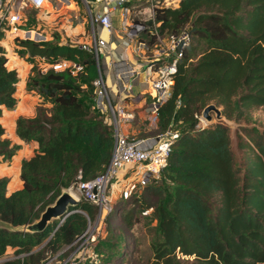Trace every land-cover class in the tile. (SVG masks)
<instances>
[{"label":"trees","instance_id":"1","mask_svg":"<svg viewBox=\"0 0 264 264\" xmlns=\"http://www.w3.org/2000/svg\"><path fill=\"white\" fill-rule=\"evenodd\" d=\"M154 20L162 32L187 31L190 41L177 63L171 96L159 108L156 129L138 137L167 129L178 137L158 181L120 201L118 210L131 203L121 222L129 231L139 220L136 213L151 208L155 225L148 264H264V129L239 125L243 133L236 132V145L245 152L240 157L226 122L201 126L198 119L210 103L234 122L248 123L252 111L264 109V0L157 3ZM7 30L0 20V118L4 109L15 108L19 83L1 43ZM16 45L30 60L49 65L67 60L81 67L75 73L32 68L27 89L43 102L33 116L16 119V134L37 148L22 160L20 189L7 195L8 180L0 178V258L12 250L0 264H42L83 234L97 207L80 198L61 224L42 233L24 226L37 221L64 189L104 173L114 135L106 113L95 106L93 82L100 73L92 50L20 38ZM4 132L0 122V156L10 159L15 147ZM110 233L96 247L106 260L119 258L129 246L122 231Z\"/></svg>","mask_w":264,"mask_h":264},{"label":"built area","instance_id":"2","mask_svg":"<svg viewBox=\"0 0 264 264\" xmlns=\"http://www.w3.org/2000/svg\"><path fill=\"white\" fill-rule=\"evenodd\" d=\"M53 0H22V5H29L34 8H43ZM64 5L71 4L70 0H61ZM180 0H149V5L139 9V14L145 18L135 20L132 18L133 6L130 0H97L98 10L90 13L91 26L101 25L106 33H112V14L115 10L120 11L119 30L130 41L131 48L137 58V66L143 68L148 83V92L143 102L137 101V96L131 91L132 85L126 84L115 99L110 97L107 86L101 75L94 80V101L95 106L106 113V122L111 125L114 135V144L109 163L104 173L89 180H79L67 191H75L77 199L84 198L97 207V215L94 220L92 232H88L90 222L83 234L73 241L62 251L48 255L42 264H51V261L58 255H65L61 263L55 264H84L90 257V249L95 246L98 238L105 237L106 230L104 218L106 214L114 211L111 203V196L114 193V186L118 188L123 198L129 197L138 188H143L150 182H157L161 176L178 132L172 129L157 134L154 137H133L129 136L124 126L133 123L140 113L145 114L141 120L149 127L156 129L159 108L171 96L173 77L177 70V63L183 56L185 47L189 44L190 38L187 31L180 34H170L159 29V23L154 20V6L159 3L164 6L177 7ZM86 2V0H85ZM87 4V3H86ZM13 3L10 0H0V20L5 21L9 30L16 34V37L23 40L43 42L45 37L34 28H23V15L13 10ZM30 32H33L30 35ZM84 48L92 50L97 56V43L92 45L82 44ZM49 67L54 70L73 68V73L80 71L81 67L72 64L67 60L58 61ZM135 68L129 69L130 77H135ZM201 126L204 120L201 114L198 116ZM0 164L9 163V159L0 156ZM4 165V164H3ZM117 183L114 185V183ZM151 208L144 211L149 214ZM62 223V222H61ZM59 222V224H61ZM50 256H52L50 258ZM5 256L0 258V263Z\"/></svg>","mask_w":264,"mask_h":264},{"label":"crops","instance_id":"3","mask_svg":"<svg viewBox=\"0 0 264 264\" xmlns=\"http://www.w3.org/2000/svg\"><path fill=\"white\" fill-rule=\"evenodd\" d=\"M10 1L13 3V10L22 14V0ZM77 1H80L84 9L81 10L79 8ZM77 1L70 0L71 4L64 5L61 0H53L43 8L37 9L33 7L37 13L36 18L40 20V22L38 21L40 25L35 30L39 31L45 37V41L49 42L86 44L89 46L96 42L99 73L108 88L110 97L115 99L125 85L130 83L132 85L130 92L137 96V101L143 102L148 97L146 74L143 68L137 66V58L132 51L131 43L126 40L125 35L118 28L120 25V11L117 9L112 14V24L114 27L112 33H106L103 27L97 24L92 26V33L88 34L89 32L87 33L86 31L88 21L81 11L85 12V9L87 10L86 14L90 23L89 15L91 12L98 10V5L87 3L85 0ZM133 1L135 0H130V2ZM22 15L24 17V13ZM16 34L20 35V32L13 33L12 30H7L5 41L4 43L2 42L8 58L6 65L11 69H15L19 77L15 93L17 104L12 110L4 109L0 118V122L5 129L3 138L9 139L15 147L14 154L9 159L10 165L5 166L0 164V178L8 180L7 195L22 187L20 180L22 160L33 156L37 148L36 143H26L17 136L16 119L19 116H33L35 107L43 102L37 92L27 89V79L31 74L32 68L35 67L33 61L35 59L39 60V58L30 60L27 54L21 55L19 52L18 55L20 57L17 56V58L11 48L10 51L13 54L8 55L7 53L9 48L5 47L7 45L6 39H12V37H16ZM32 34L33 32H30V35ZM21 57H25L28 61ZM42 66L44 67H41L39 70L44 72L49 67V64L43 62ZM130 68H135L137 71L136 76L133 78L129 75ZM45 105L49 106L50 104ZM143 118H145V114L140 113L132 123L133 126L131 127L133 130L137 128V125L134 123L140 122ZM9 251L12 252L11 249Z\"/></svg>","mask_w":264,"mask_h":264},{"label":"rangeland","instance_id":"4","mask_svg":"<svg viewBox=\"0 0 264 264\" xmlns=\"http://www.w3.org/2000/svg\"><path fill=\"white\" fill-rule=\"evenodd\" d=\"M14 1V0H13ZM77 1V0H74ZM78 2V6L79 8L82 10L84 9L82 4L80 3V1ZM149 5V0H135L133 2H130V6L134 7V11L132 14V18H134L135 20L140 19V18H145L144 14H139L137 11L139 9L145 8ZM23 8L21 9L22 14L24 13V17H23V24L24 27L23 28H36L37 26H39L40 24L38 23V21L40 22V20H38L36 18V11L34 10L33 7L27 5L22 6ZM1 14H3V12H0ZM82 15L86 17L88 23H87V27H86V31L88 34H90V32L92 33V29L93 27L91 26V24L89 23V19L87 17V10L85 9V12H82ZM95 26V25H94ZM16 38L18 37H12V39H6L7 40V45L5 47L9 48V51L7 52L8 55H11L14 53L15 57H20L18 55L19 51V47H17L16 45ZM68 40V39H67ZM75 40V39H74ZM5 41V36L3 38V41H1V43H4ZM10 48L13 49V53H11ZM17 54V55H16ZM5 55H6V50H5ZM17 57V58H18ZM24 58L25 57H21ZM27 60V59H25ZM28 61V60H27ZM44 61L42 60H37L35 59L33 61V64L35 66V68L40 69L42 66V63ZM33 68V69H35ZM251 119L248 123H245L244 121H239V122H234L231 120H227L224 121L226 122L229 127H230V135L232 136V146L234 147L236 153L238 156H243L245 152H243L242 150L237 148V137H236V132H238L239 134H242L243 132L240 129V126L243 125H248V126H254L260 129H264V109L263 108H258L255 109L254 111H252V115H251ZM145 119V118H144ZM217 121V120H213ZM205 124H207L206 122H204ZM135 125H137V128L135 130L132 129L131 126H133L132 122L127 124L126 126H124V130L125 132L129 135V136H133V137H138L140 135L146 136L147 134H151L153 132V130H155L154 127H149L146 123L140 121V122H135ZM204 124V125H205ZM0 160L5 161L2 157ZM10 161V160H8ZM5 166L10 165L9 164H5L2 163ZM117 184L116 182L114 183V185ZM66 190V189H64ZM142 188H138L137 190H135V192H133L132 194H136L139 195L141 192ZM75 192V191H74ZM76 193V192H75ZM131 194V195H132ZM131 195L129 197H131ZM127 198H123V196H121L118 188H116L114 186V193L111 196V203L114 207H116L115 211L108 215L106 214V217L104 218V222L106 223L105 225V230H106V234L109 232V235H111L110 231L114 230L117 231V233H121V231L123 233H121L122 235L125 234L126 235V243L129 244V246H127L124 250V253L120 255L119 258H112L111 260H106L104 259V255L102 256V252L97 250V246L98 244H100L102 242V240L104 239V237H99L97 240V243L95 246H92V248L90 249V257L87 258V260L85 261L84 264H148L150 261V258L152 256L151 253V248H150V241L153 237V228L155 225V222L152 220L151 215L149 214H145L144 211H139L136 213V215H138L139 220L138 222H136L135 224H133L132 228L127 231L126 227L124 226V224L121 222V215L124 211H126L129 207H131V203H127L124 204V207L119 208L118 210V205H120V201L128 199ZM80 200V199H79ZM117 205V206H116ZM121 207V206H120ZM95 220V219H94ZM57 222L59 223L58 220H52L51 223L49 224L50 227L55 226L57 224ZM48 226V227H49ZM94 226V221L90 222V226H89V230L88 232H92ZM115 228V229H114ZM50 235H48L49 238ZM44 239L42 244H45L47 239ZM103 250V249H101ZM9 255H12V252L9 251L8 252ZM52 256H50L51 258ZM65 259V255L61 254L56 256L52 261L51 264H55V263H61L63 262V260ZM106 260V261H105Z\"/></svg>","mask_w":264,"mask_h":264},{"label":"water","instance_id":"5","mask_svg":"<svg viewBox=\"0 0 264 264\" xmlns=\"http://www.w3.org/2000/svg\"><path fill=\"white\" fill-rule=\"evenodd\" d=\"M86 2L94 4L97 0H86ZM201 116L206 123H211L214 119L217 121H227L222 114L221 108L217 107L214 103H210L204 107ZM78 203L79 199L73 197L69 191L63 190L55 202L45 208L37 221L24 226V228L34 233H42L48 228L52 220H58L60 223L63 222L68 215L74 212L72 208L76 207Z\"/></svg>","mask_w":264,"mask_h":264},{"label":"bare ground","instance_id":"6","mask_svg":"<svg viewBox=\"0 0 264 264\" xmlns=\"http://www.w3.org/2000/svg\"><path fill=\"white\" fill-rule=\"evenodd\" d=\"M70 193H71V195H72L73 197L77 198V195H76V193H75L74 191H71Z\"/></svg>","mask_w":264,"mask_h":264},{"label":"clouds","instance_id":"7","mask_svg":"<svg viewBox=\"0 0 264 264\" xmlns=\"http://www.w3.org/2000/svg\"><path fill=\"white\" fill-rule=\"evenodd\" d=\"M67 190V189H66Z\"/></svg>","mask_w":264,"mask_h":264}]
</instances>
